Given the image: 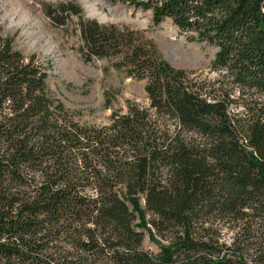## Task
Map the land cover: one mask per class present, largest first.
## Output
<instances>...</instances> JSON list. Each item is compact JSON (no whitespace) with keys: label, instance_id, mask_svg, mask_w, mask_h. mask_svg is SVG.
Masks as SVG:
<instances>
[{"label":"trees","instance_id":"trees-1","mask_svg":"<svg viewBox=\"0 0 264 264\" xmlns=\"http://www.w3.org/2000/svg\"><path fill=\"white\" fill-rule=\"evenodd\" d=\"M110 1L217 48V79L81 20L88 60L113 51L150 102L84 126L43 65L0 34V264H245L216 225L245 208L264 215V0ZM44 11L58 26L82 14L73 2Z\"/></svg>","mask_w":264,"mask_h":264},{"label":"rangeland","instance_id":"rangeland-1","mask_svg":"<svg viewBox=\"0 0 264 264\" xmlns=\"http://www.w3.org/2000/svg\"><path fill=\"white\" fill-rule=\"evenodd\" d=\"M87 1L0 0V34L9 37L23 56L35 57L43 65L51 96L69 110L75 121L84 126H109L113 113H126L130 103L145 108L150 105L145 91L147 80L128 77L124 69L116 66L119 59L113 51L103 58L93 56L88 60L80 32L81 20L125 31L135 43L154 44L162 59L174 69L191 73L192 77L217 79L211 71L216 49L191 42L188 34L181 33L171 20L154 25L151 12L132 5L110 0ZM66 2L79 6L82 14L72 16L64 26L55 25L44 9L47 5ZM91 5L96 14L91 11ZM241 110L239 107L238 111ZM139 203L144 207L143 197ZM243 212L247 216L238 213L218 221L220 241L229 247V255H235L243 263L262 264L264 215L251 208ZM145 233L143 248L157 254L158 246Z\"/></svg>","mask_w":264,"mask_h":264},{"label":"bare ground","instance_id":"bare-ground-1","mask_svg":"<svg viewBox=\"0 0 264 264\" xmlns=\"http://www.w3.org/2000/svg\"><path fill=\"white\" fill-rule=\"evenodd\" d=\"M87 1V0H86ZM87 4H89V2L87 1ZM91 11L93 12V14H96V9L94 7V5H91ZM98 15V14H97Z\"/></svg>","mask_w":264,"mask_h":264},{"label":"water","instance_id":"water-1","mask_svg":"<svg viewBox=\"0 0 264 264\" xmlns=\"http://www.w3.org/2000/svg\"><path fill=\"white\" fill-rule=\"evenodd\" d=\"M213 47V46H212ZM215 48V47H214ZM216 49V51H217V48H215Z\"/></svg>","mask_w":264,"mask_h":264}]
</instances>
